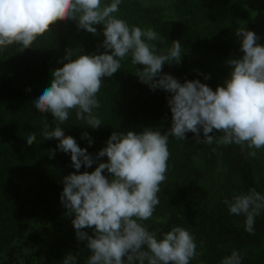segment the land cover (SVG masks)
I'll return each instance as SVG.
<instances>
[{
  "label": "trees",
  "instance_id": "1",
  "mask_svg": "<svg viewBox=\"0 0 264 264\" xmlns=\"http://www.w3.org/2000/svg\"><path fill=\"white\" fill-rule=\"evenodd\" d=\"M252 1L169 0L166 8L147 0H122L116 15L129 25L157 31L163 40L155 42L160 50L180 41L181 61L163 65L162 72L180 83L199 80L215 90L231 71L227 61L235 53V29L247 20ZM101 27L93 35L78 29L73 20L57 19L32 48L21 51L12 45L0 52V259L10 264L18 262L16 254L33 249L38 241L33 225L40 218L44 234H50L42 264H61L69 253L77 257L78 264H86L90 255L85 243L77 241L72 217L65 214L59 199L63 188L59 179L76 170L70 155L56 150L55 138L41 136L45 123L54 128L56 122L51 114L35 109L32 101L49 83L51 71L66 62L67 51L74 58L105 51ZM137 67L126 58L112 77L103 78L97 93L101 106L95 110L101 126L88 128L74 111L60 125L94 159L113 132H139L145 127L164 132L171 126L167 104L171 94L141 83L135 76ZM30 132L35 138L28 144L25 138ZM185 135L186 140L169 139L166 180L160 185V204L145 222L149 230L159 235L176 225L188 228L198 246L202 245L198 252H203L191 264H219L234 249L241 254L242 264H264V211L256 216L254 233L249 234L244 218L229 214L223 203L249 189L264 194V150L253 158L240 146L205 145L197 143L193 133ZM100 162H107V157L79 171L91 172ZM83 230L92 235L91 229ZM30 256L32 252L27 260Z\"/></svg>",
  "mask_w": 264,
  "mask_h": 264
},
{
  "label": "clouds",
  "instance_id": "2",
  "mask_svg": "<svg viewBox=\"0 0 264 264\" xmlns=\"http://www.w3.org/2000/svg\"><path fill=\"white\" fill-rule=\"evenodd\" d=\"M122 0H0V52L18 45L21 51L33 43L57 19H70L78 29L93 35L97 26L104 37L99 54H78L69 50L62 67L51 71L47 86L32 101L40 113H49L54 128L45 123L44 140L55 138L56 150L70 155L75 172L62 179L60 203L71 216L78 242H84L90 255L86 264H191L198 255L196 238L186 227H171L157 234L150 231L149 221L160 204V185L166 180L170 137L186 140L194 134L197 143L218 146L237 145L255 158L264 150V45L244 26L235 29L243 55L227 61L231 67L227 79L215 90L199 80L180 83L163 73L162 66L178 64L184 52L180 41H172L166 50L157 48L163 42L152 28L129 25L116 15ZM130 58L135 76L150 90L170 93L167 100L171 126L167 131L145 127L139 132H113L106 146L94 159L86 148L66 136L63 125L74 111L77 120L96 129L103 123L95 110L100 108L97 93L103 78L121 69V61ZM209 77H205L208 79ZM216 130L221 135H216ZM210 133H213L210 135ZM203 135V139L199 137ZM215 134V135H214ZM87 138L88 133H82ZM35 133L25 142L31 144ZM91 146L92 140L88 139ZM55 154V150L52 151ZM107 157L91 172L96 160ZM107 173L108 175H105ZM229 214L244 218V229L254 233L255 218L264 211V194L255 189L239 192L225 199ZM83 229H91L92 235ZM0 264L4 260L0 259ZM61 264H78L69 253ZM219 264H242L237 250L224 256Z\"/></svg>",
  "mask_w": 264,
  "mask_h": 264
},
{
  "label": "rangeland",
  "instance_id": "3",
  "mask_svg": "<svg viewBox=\"0 0 264 264\" xmlns=\"http://www.w3.org/2000/svg\"><path fill=\"white\" fill-rule=\"evenodd\" d=\"M148 3H160L164 5L166 8L169 7L170 2L169 0H147ZM249 13L247 16V20L242 23V26L246 28V30L254 32L259 39L257 43L264 45V0H253L249 5ZM235 53L232 56V59H239L243 53L240 50V41L238 37L233 40ZM228 77V76H227ZM227 77L225 79H227ZM224 79V80H225ZM224 80L220 83L219 86L223 85ZM62 179H59V184L62 185ZM43 223V220L40 218L36 223L33 225V232L36 234L38 241L35 243L33 249L29 252L23 251L19 254H16V261L12 260L11 264H42L43 255L42 251L44 249L45 244L50 239V234H44L43 230L44 227L40 226ZM32 252V256H30L29 260H27L28 255ZM32 260V261H31ZM4 264H10L4 260Z\"/></svg>",
  "mask_w": 264,
  "mask_h": 264
}]
</instances>
